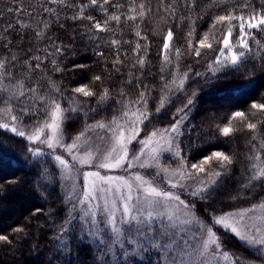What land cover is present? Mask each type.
<instances>
[{
    "label": "trees",
    "instance_id": "16d2710c",
    "mask_svg": "<svg viewBox=\"0 0 264 264\" xmlns=\"http://www.w3.org/2000/svg\"><path fill=\"white\" fill-rule=\"evenodd\" d=\"M87 2L65 0L64 4H60L50 0H0V59L8 58L15 79L27 81L29 64L34 67L37 63L33 57H41V66L31 72L32 82L26 83V87H35L39 83L41 91H44L48 88L46 77H50L66 98L76 96L82 103L78 111L67 112L70 119L64 125L65 132L75 136L84 131L86 125L97 121L110 122L113 117H120L117 101L136 100L139 92L145 90L143 85L148 86V108L151 111L143 132L168 128L174 123L176 110L182 108L195 91L193 104L189 106L191 111L181 125L182 135L178 138L179 152L187 158V167L190 169L192 162H199L212 150L223 151L233 157V164L228 166L229 172L219 177L212 176L217 183L207 199H194L195 211L199 215L205 214L208 209L227 213L264 202V182H257L251 188L242 187L249 174L247 156L254 154V144L259 145L258 141H251L253 131L247 129V121L239 118L232 120L234 131L228 136H224L218 127L238 109H244L251 122H256L261 115L251 116L250 112L255 110L250 109V104L252 100L264 99L260 95L264 92V47H259L256 55L244 58L239 71L229 67L213 77L207 69V65L217 57L220 49L218 36L228 24L225 21L213 27L215 17L233 9L236 14L249 13L252 9L264 13V0H219L218 4L217 0H134V5L133 0H110L104 7L109 15H120L119 23L107 20L98 6L88 8L84 19H74L79 12L78 6ZM116 3L123 6L117 9L112 6ZM140 3L150 9L144 17L138 15ZM244 4L249 7L242 8ZM132 6H135V12L131 11ZM89 14L94 17L93 20L86 18ZM129 15H135L136 19H127ZM182 16L184 19L181 21ZM97 21L105 30L94 27ZM192 21H195V32L189 38ZM232 22L236 23L235 20ZM169 29L173 32L170 45L173 63L165 66L162 72L163 43ZM137 31L147 39L137 36ZM37 32L42 35L38 37ZM205 33L208 34L206 43H211L212 48L200 47L201 55L197 57L195 49ZM259 38L260 45H264V36L259 35ZM189 39L192 48L188 47ZM114 40L118 43L113 44ZM137 44L141 45L139 50L136 49ZM57 47L61 48L60 52L56 51ZM175 48L182 51L179 70L181 73L188 72L190 78L184 91H173L172 102L157 113L159 98L167 94L163 85L171 79L170 73L175 70ZM13 56L15 60L11 59ZM53 59L63 71L53 70ZM139 59L144 60L143 66L137 63ZM197 72L204 75L196 76ZM96 75L101 77L100 81L93 79ZM249 81H255L257 86L246 98H238L228 90L231 84ZM80 85H88L95 95L85 97L74 93L72 89ZM104 88L109 90L107 102L97 103V97ZM121 89L124 97L119 95ZM60 103L62 108H67L69 101L64 99ZM0 107L3 105L0 104ZM129 107L135 109L138 105L130 104ZM13 113L17 114L15 107ZM3 115L0 112V116ZM38 115L42 123L45 115L43 112ZM129 118H134L131 113ZM36 122L35 115L23 117L25 126ZM123 124L127 122L121 121ZM258 128L264 134V125H258ZM0 137L11 141L7 147L20 161L17 167H0V235L7 236L10 241H0V264H133V256L136 257V264L141 261L143 264H157L153 253L147 254L144 259L137 258L133 253L119 258L106 255L85 226L70 217L56 161L47 154L38 161L26 159L30 157L27 148L32 147L26 140L4 129H0ZM260 157L264 160V151L260 152ZM178 162L169 157L162 159L163 164L174 168H177ZM209 167L218 168V162L211 161L206 169ZM10 180L17 182L6 183ZM69 220L70 224L66 225ZM18 227L23 231H14ZM64 227L69 230L57 242L56 237ZM222 240L224 246L242 258L245 264H264L261 253L230 233H223Z\"/></svg>",
    "mask_w": 264,
    "mask_h": 264
},
{
    "label": "snow or ice",
    "instance_id": "6c2138e0",
    "mask_svg": "<svg viewBox=\"0 0 264 264\" xmlns=\"http://www.w3.org/2000/svg\"><path fill=\"white\" fill-rule=\"evenodd\" d=\"M52 3L64 4L65 0H50ZM110 0H88L87 3L80 4L79 12L75 18L84 19V13L88 8L98 6L99 9L106 15L107 20H114L117 23L120 21L119 14H108V9L104 5L109 4ZM219 0H217V4ZM134 5V0H133ZM71 6V5H69ZM115 8H120L123 5L116 3L112 5ZM214 6V5H209ZM242 8H247L249 5L244 4ZM140 17H144L147 11L144 3L139 4ZM9 11H12L9 8ZM45 11H54L53 9H45ZM131 11L135 12V6L131 7ZM191 11V9H190ZM175 9H173V14ZM88 20H93L94 17L89 14L86 17ZM129 20H135V15H129ZM184 17H181V21ZM105 21V26L107 24ZM239 22L240 39L236 42L239 46V51L235 50L236 45H230L229 37L232 35L234 25L232 21ZM227 21V35L224 37L222 43L223 48L218 50L219 55L213 62L207 65V69L215 77L218 72L225 71L227 68L232 67L239 71L244 63V58L251 54V49L247 41L244 39L245 35L250 33L251 29H257L264 32V13L257 14L255 9L247 15L236 14L235 10H229L226 14L217 15L214 19L213 27L215 24ZM245 25L249 33L245 32ZM94 27L103 31L99 21L94 24ZM195 32V21L189 26L188 37H193ZM41 32H37V36H41ZM137 36H141L139 31L136 32ZM142 39H147L141 36ZM173 40V32L171 29L167 31L163 49L165 51L164 62L161 71L165 70V66L171 65L173 61L170 59L172 49L170 43ZM208 34L205 33L203 38L198 41L199 47L195 49V55L199 57L201 52L200 47L212 48L211 43H206ZM118 41H113V44ZM258 47L259 41H256ZM188 47L192 48L191 39L188 40ZM141 48L140 44L136 45V49ZM227 49V54L225 53ZM57 52L61 51L60 47L56 48ZM176 64L175 70L170 73L171 79L166 80L163 88L167 90V94L159 98V103L156 107V112L159 113L167 104L171 103V93L173 91L183 92L185 84L190 78L188 72L181 73L179 70V59L182 55L180 48H175ZM50 55H52L50 53ZM101 55H103L101 53ZM222 58V59H221ZM15 60L16 57L11 58ZM33 59L37 61L33 67L29 64L28 79L17 80L15 79L11 70L10 61L7 57L0 59V112L4 115L10 116L11 123H0V129L10 131L17 137H24L30 144H38L46 146L52 151L47 153L51 156L60 167L62 179H71L73 168L69 166L68 162L63 158L62 154H56L57 148H62L72 155L73 161H77L81 166L89 165L94 167L95 171H86L83 173L84 180V193L81 203L89 202L92 200L97 201L95 205L89 204L88 210L83 213L85 218H91L89 223L91 225L90 236L102 246V250L107 253H113L120 256L127 257L129 255L127 249L124 247L125 241L128 244L135 245L137 253L154 252L157 257V264H244L240 257H235L232 253L224 249V241L222 240L223 233L234 234L242 243L249 248H255L257 252L261 253V258L264 259V202L253 205L247 210L238 212H219L208 209L205 214L197 215L194 210V205L191 202H186L181 199L180 194L174 191L164 190L158 187V182L155 180L146 179L141 174H134L131 179L114 176L102 175L100 169L112 171L116 169H124L125 164L130 168L134 164H139L141 168L150 167L153 162L159 163L160 153L172 152L173 145L175 144V155L179 156V144L176 138L182 135L181 125L188 118V112L191 111L190 105L193 104V99L196 92L193 91L191 96L188 97L186 104L182 108H178L174 114V123L170 128L153 129V131L146 137L137 140L141 145L140 149L133 151L129 145L133 140H136L142 130L141 126H145V122L149 121L151 111L148 108V86L143 85L144 91H140L136 100L120 99L117 104L120 105L121 116L113 117L110 122L97 121L95 124L86 125L84 131L79 133L73 138L71 144H65L63 140V124L70 117L65 115V112H75L79 110V104L82 103L76 96L66 98L57 86L56 82L50 77H46L48 88L41 91L39 83L35 87L28 88L26 83L32 82L31 72L41 66V57L34 56ZM117 63L119 59L117 58ZM54 71H63L57 65L56 60H52ZM141 66L144 64L143 59L137 61ZM85 65H74L73 67H84ZM196 76L204 75L203 73H195ZM95 81H100L101 77L96 75L93 77ZM211 80V77H209ZM7 81V83H5ZM130 83V81H129ZM255 81L246 83H236L228 86V90L232 95L238 98H246L256 88ZM74 93L82 94L85 97H91L95 93L89 88L88 85H80L72 89ZM119 95L125 96L124 91L121 89ZM264 96V92L260 94ZM23 97L24 99H21ZM109 97V90L104 88L97 97V103H106ZM67 99L69 101L67 108H62L60 101ZM30 101V102H29ZM130 104L138 105L137 108L132 109ZM22 105V107H21ZM13 107L17 109V114L13 113ZM187 109V110H186ZM251 116H256L257 113L261 115L256 122H251L249 116L244 109H238L232 112L229 123L220 127V131L224 136L231 134L234 129L230 121L239 118L242 121H247L246 127L253 131L251 141H258V147L254 144V154L248 155L249 160V174L242 184V187L251 188L257 182H264V160L260 157V152L264 151V134L258 128V125H264V99L252 100L250 104ZM93 109H88L91 111ZM43 112L45 119L42 123L39 121V113ZM132 114L134 119L129 118ZM37 116V122L28 126H21L23 124V117L26 115ZM2 119V117H0ZM121 121H126L129 124V135L125 137V133L120 129ZM26 127L28 130L26 131ZM96 129H103L111 132V144L106 149H101L100 145L95 148L85 147L83 156L73 155V150L79 151L81 147V139L85 138V133L89 130L95 131ZM46 130H50V135L46 134ZM160 137V140H155L157 147L150 148L147 158L141 161V157L145 155V149L154 142V138ZM90 138H85L84 143L87 144ZM97 139L104 140V137L97 134ZM250 141V142H251ZM11 141L0 137V167L11 166L17 167L20 161L13 155V150L9 149L7 145ZM132 151V155L129 153ZM27 152L30 153L32 161L45 155L42 147H28ZM186 157H180L181 167L174 172L169 173L168 169L162 171L169 176H179V180L173 182L169 179L170 188L187 187V185L180 183V181L193 179V172L198 173L207 172V177H219L222 173L230 171L229 165L233 164V157L229 154L219 150H212L206 157L201 158L199 162H192L190 169L185 166ZM218 162V168H205V165L210 164L211 161ZM46 174V173H45ZM159 175V173H156ZM16 180L6 181V183H16ZM216 185L215 180H208L205 183L204 179L198 180L195 187L191 189L190 194L193 197H199L206 200L211 190ZM135 192V195H134ZM102 202V203H101ZM119 204V207H118ZM260 210L259 216H249V213ZM105 216V223L110 227L101 229L100 223L97 221V211ZM35 211H40L36 209ZM119 212V218H117ZM251 220L252 223H246ZM66 225L70 224V220L65 222ZM68 227L61 229V234L56 237L57 242L63 239V235L68 231ZM14 231H23L22 228H15ZM0 241L9 242L8 237L0 235ZM118 249L113 252V249ZM133 264H136V257H132ZM143 264V261L140 262Z\"/></svg>",
    "mask_w": 264,
    "mask_h": 264
},
{
    "label": "rangeland",
    "instance_id": "374dc122",
    "mask_svg": "<svg viewBox=\"0 0 264 264\" xmlns=\"http://www.w3.org/2000/svg\"><path fill=\"white\" fill-rule=\"evenodd\" d=\"M249 13H243V15L247 16ZM256 13L258 15L261 14L258 11H256ZM232 24L234 25V27H233V30H232V35H231V37H229V42H230V45H236L235 50L239 51L240 50L239 46L236 44V42L240 39L239 22L238 21H236V23L232 22ZM262 27H264V26H262ZM245 32L249 33L247 25H245ZM226 35H227V25L223 29V32L218 36V41H219V47L220 48H223L222 41H223V39H224V37ZM259 35L260 36H264V32L258 31L257 29H251L250 33L248 35H245V37H244V39L247 41V43L249 45V48L251 49V54L250 55H256L258 53L259 47H258L256 41H259V44H260ZM169 43L171 45V42H169ZM170 49H171V47H170ZM225 53L227 54V49H225ZM218 55H219V52H218L217 56ZM164 56H165V51H164ZM65 115L68 116L67 112H65ZM0 117H2V119H0V123H3V122L11 123L10 116L3 115V116H0ZM229 120L230 119H228L227 121H223L221 124L218 125V127L219 126H223L225 124H228ZM66 121L63 124V140H64L65 144H71L73 138L76 137V136L75 135H69V134H67L65 132L64 125H65ZM230 123L232 125V120L230 121ZM21 126H25V125L22 124ZM30 126H28V127H30ZM28 127H26V131L28 130ZM143 127L144 126H141L142 129H143ZM170 127H168V128H170ZM128 128H129V124L128 123L127 124H123V125H120V129H118L117 131L123 130L124 133H125V137H127L129 135ZM152 131L153 130H151L148 133H144L143 130H141L140 133H139V136H137L136 140L132 141V143L129 145V148L131 150H133V151L139 150L141 145L137 143V140L148 136ZM46 134L50 135V130H46ZM97 134L103 136L104 140L103 141L98 140L97 139ZM111 136H112L111 132H107V131H105L103 129H96L95 131L89 130V131H87L85 133V138H90L88 140V143L85 144L84 143V139L85 138H82L81 142H80L81 147H80L79 151L74 149L73 150V155L83 156L85 147L95 148L96 145H100L102 150L106 149L111 144V140H110ZM21 138L26 140L24 137H21ZM178 138L179 137L176 138L177 142H178ZM155 140H160V137L157 136L156 138H154V142L151 143L148 146V148L145 149V155L141 157V161H143L144 159L147 158L148 151H149L150 148L157 147V145L155 143ZM160 143L164 144V141L160 140ZM30 145L33 148L42 147L43 151L45 152V154L50 153L52 151L51 149H48L46 146H42V145H38V144H30ZM179 151H180V148H179ZM56 154H62L63 158L68 162L69 166L73 168L72 178L71 179H62V175H61V172H60V167L57 164L59 172H60V180H61V184H62V193H63L65 201H66V208H67L72 220L80 221L85 226V228H86V230H87V232L89 234L90 233V229H91V225L89 223V220L91 218L90 217L89 218H85L83 216V213L88 210L89 204L95 205L97 203V201L92 200V201L85 202V203H81L80 202V201L83 200V193H84L83 173L86 172V171H95L96 169L94 167L89 166V165L81 166L77 161H73L72 155H69V153L67 151H65L64 149H62V148H57L56 149ZM129 155L130 156L132 155V151H130ZM165 157H167V158L169 157L171 159H174V161L178 160L179 162L177 164V168H174L172 166L170 167V166H168L166 164H163L162 163V159L165 158ZM180 157H182L180 152H179V156L175 155V144H174L172 152L165 151V152L160 153V158H159V163L158 164L153 162L152 166L144 167V168H141L138 163L134 164L130 168L127 166V164H125L124 169H116V170H112V171H106L104 169H100V172H101L102 175L107 174V175L121 176V177H125V178H128V179H131L134 174H137V173L141 174V175L145 176L146 179L157 181L159 188H162V189L168 190V191H174V192L180 194L181 199L185 200L186 202H191L193 204L194 199L199 198V197H193L190 194L191 189L193 187H195L196 182L198 180L204 179L205 183H207L208 180H215L216 181V179H214L213 177H207L206 172L197 174L195 171L191 170L193 172V179L180 181V183H183V184L187 185V187H184V188L177 187L175 189L170 188L169 179H171L173 182H175V181L179 180V176L166 175L162 171V169H168L169 173L174 172L175 170H177L178 168L181 167ZM185 166L187 167L186 164H185ZM205 168H206V165H205ZM156 173H159V175H156ZM216 183H217V181H216ZM134 195H135V192H134ZM118 207H119V204H118ZM244 210H247V209H244ZM238 211H241V210H238ZM238 211H233V212H238ZM196 214H197V212H196ZM197 215H199V214H197ZM259 215H260V210L259 209H257L255 212L249 213V216H259ZM117 218H119V212H117ZM96 219L100 223V226H101L102 230L105 229L106 227H110V226L106 225V223L104 222L105 221V216L103 214H101V212L99 210L97 211ZM246 223L250 224V223H252V221L251 220H247ZM231 235L236 237L234 234H231ZM118 247L119 246H117V248L113 249V252H115L118 249ZM124 247L127 249L128 253H133L139 259H144L145 256L147 254H149V253H153V255L156 257L154 252H149V253L139 252V253H137L135 251V245H131L130 246L128 244L127 240L125 241ZM223 247H224L225 250H227L228 252L232 253L224 245H223ZM251 249H255V248H251ZM108 255H110L113 258L117 257V255H114L111 252L108 253ZM234 256L237 257L236 255H234ZM156 259H157V257H156Z\"/></svg>",
    "mask_w": 264,
    "mask_h": 264
}]
</instances>
